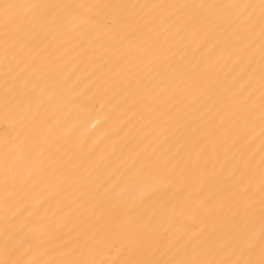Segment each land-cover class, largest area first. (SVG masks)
Masks as SVG:
<instances>
[{
    "label": "bare ground",
    "instance_id": "obj_1",
    "mask_svg": "<svg viewBox=\"0 0 264 264\" xmlns=\"http://www.w3.org/2000/svg\"><path fill=\"white\" fill-rule=\"evenodd\" d=\"M260 4L0 0V264L259 261Z\"/></svg>",
    "mask_w": 264,
    "mask_h": 264
},
{
    "label": "snow or ice",
    "instance_id": "obj_2",
    "mask_svg": "<svg viewBox=\"0 0 264 264\" xmlns=\"http://www.w3.org/2000/svg\"><path fill=\"white\" fill-rule=\"evenodd\" d=\"M260 7L262 10V14H264V0H261ZM262 35H264V29H262ZM138 264H148V262H138ZM181 264H197V262L196 261H185V262H181ZM200 264H203V262H200ZM223 264H228V262H223ZM232 264H241V262L236 261V262H232ZM243 264H264V241H262L261 243V259L259 261L249 259V260L243 261Z\"/></svg>",
    "mask_w": 264,
    "mask_h": 264
}]
</instances>
